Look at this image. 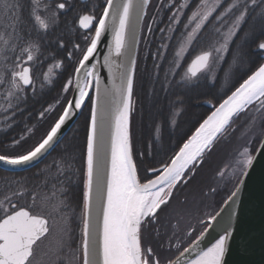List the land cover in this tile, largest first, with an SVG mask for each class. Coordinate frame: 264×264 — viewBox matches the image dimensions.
Instances as JSON below:
<instances>
[{
	"label": "snow or ice",
	"instance_id": "snow-or-ice-1",
	"mask_svg": "<svg viewBox=\"0 0 264 264\" xmlns=\"http://www.w3.org/2000/svg\"><path fill=\"white\" fill-rule=\"evenodd\" d=\"M150 4L151 0H104L98 15L95 9L80 14L78 28L86 30L84 46L74 42L69 49L63 38H57L55 48L65 50V56L57 58L56 51H51L52 62L47 70L34 77L32 64L44 62L40 59L42 38L58 25L61 14L74 8L72 0H30L27 20L24 0H0V88L3 89L0 99L4 101L0 111L11 113L5 116L6 120L11 121L22 111L20 106L27 102L29 92L36 95L38 90L54 86V70L64 69L65 60L73 61L80 53L61 89L62 94L74 93L73 98L67 100L54 122L34 144L17 154H0V163L24 166L38 161L55 149L63 126L84 108L86 101L90 105L79 170L82 229L78 241L72 237L67 215L69 189L65 185L72 182L68 175L73 168L71 158L61 156L45 166L48 175L44 183L51 182V189L41 207L50 204L52 211L59 213L64 221L54 246L44 253L46 264H72L77 257L78 264H227L241 193L250 171L264 155V126L258 133L256 130L257 114L264 123V62L254 70L249 67L246 78L216 104L211 99L206 101L214 110L168 160L161 161L158 167L151 160L155 145L162 141L169 128L176 126L184 111L187 94L198 87L200 81L207 83L209 88H214L221 78L230 82L235 71L250 64L245 50L249 44L254 46L255 52L264 53V0H197L183 20L181 16L190 6L188 0L179 5L176 0H170L168 5H162L171 12L168 17L171 23L159 31L179 32L180 39L170 60L164 55L169 47L166 43L152 54L154 60L166 61L168 65L167 68L162 63L153 65L152 91L156 94V85H159V93L166 99L169 95L174 99L169 102L167 115L154 123L150 144L139 153L146 173L141 182L130 124L135 110V50ZM155 22L153 16L152 22L146 25L149 34L153 33ZM106 34L111 36V42L101 65L96 60V53ZM206 34L212 37L206 48L188 59L192 46ZM260 59L264 60V55ZM101 66L107 67L109 73V84L103 87L99 75ZM60 102L58 98L55 104L45 107L39 112L38 119L44 120L55 112ZM244 118L247 123L242 134L248 137L247 143L237 151L234 163L217 173L226 187L230 185L227 198L218 211L198 221L203 231L181 251L178 229L187 213H177L176 224L169 222L173 229L171 235L167 229L161 232L165 226L160 224V213L169 206L179 186L189 183L205 154L210 153L218 141L236 133V120ZM26 131L32 133L34 128L29 127ZM23 142H26V136L20 135L12 140V145L23 147ZM253 143L258 145L255 150L251 147ZM215 192V188L210 189V193ZM12 195H23V190ZM31 196L35 205L37 193L33 192ZM51 231L47 216L34 213L31 208H18L9 196H5L0 200V264H33L37 250ZM193 231L186 232L185 236L191 238ZM152 232L161 249L166 240L169 252L175 248L179 255L162 258L152 246L145 247L144 234ZM209 232L216 233L215 241L210 247L202 248L203 239Z\"/></svg>",
	"mask_w": 264,
	"mask_h": 264
},
{
	"label": "trees",
	"instance_id": "trees-1",
	"mask_svg": "<svg viewBox=\"0 0 264 264\" xmlns=\"http://www.w3.org/2000/svg\"><path fill=\"white\" fill-rule=\"evenodd\" d=\"M161 1V2H160ZM170 0H151V4L147 9V13L150 12L148 16V20L152 17H156V22L152 24L153 29L155 30L153 38L150 37L144 43V46L141 50H139L138 58H137V66H136V75H135V84H134V97L135 98V110L131 116V142L133 146V154L134 159H136L138 164L139 176L141 178V182H144L146 178V173L144 172L145 165L141 163L139 153L144 152L146 150V146L150 144L152 136H153V125L156 122H159L162 116L167 115L169 111V102L174 99V96L169 95L166 99L163 93H159V85H156L157 93L153 94V76L152 73L154 71L153 65L155 63H162L164 68H167L166 61H157L152 58V54L156 53L157 49L160 48L161 44H168L169 47L167 51L164 53L167 59H171L173 51L178 47L179 37H177L179 32L176 33H161L159 28H166L169 23L168 17L171 15L167 6ZM184 2V0H176V4ZM190 6L184 10V16L181 19H185L188 14L192 11V8L195 7L197 0H188ZM155 3V4H154ZM159 4V6L153 10L154 6ZM172 11H176V8H172ZM157 23V24H156ZM173 27L179 28L178 25H173ZM153 33H151L152 35ZM171 37V39H169ZM210 34H206L201 41L195 43L192 46V49L188 52V59L194 57L201 48H206L207 42L211 39ZM150 43L149 50H147V46ZM245 50L248 53L250 64L241 68L238 71H235L233 79L230 82H225L222 78L217 81L216 86L214 88H209L208 84L203 80L199 82V86L194 88L190 93L187 94L184 111L182 115L178 118L177 124L174 128H169L164 136L162 141L158 142L153 149V158L151 162L159 166L161 161L168 160L175 151L178 150L179 146L195 131V128L198 127L199 123L202 122L204 118L207 117L211 113V109L202 106V102L207 100H212L214 104H216L225 94H230V90H234L235 86H238L240 82H242L243 78H246L247 70L250 67L251 70H254L259 63L264 62V60L260 59V54L254 51V46L249 44L246 46ZM163 51V49H161ZM80 53L78 55V58ZM77 58V59H78ZM71 70L69 75L72 72V69L75 67V64H71ZM163 73L161 72V78ZM67 78H64L62 82V86L65 83ZM71 92L63 93L62 101L58 106H56V111L54 112V116H47L44 120H47L46 123L41 122L38 125L33 126V124H28V127L34 128L32 133H28L26 131V142H23V147H15L11 149L12 142L9 139H6L9 136L16 135L15 132L12 131H1L0 133V154H17L22 152L24 149L28 148L32 144H34L49 128V126L54 122L57 113H59L64 104L70 97ZM57 100L56 95L51 96V94L43 93L28 96L27 102L21 105H29L31 111V118L27 119V121H36L37 114L44 110L46 106L49 104H55ZM0 104L3 102L0 101ZM21 107V106H20ZM90 105L87 102L83 111L81 112L78 120L72 127V129L68 132V134L63 138V140L56 146V148L38 165L35 167L28 169L23 172L11 173L0 170V200H3L5 196H9L13 203H16L17 207H25L31 208L34 213H39L47 216L49 219L50 226H53V223L56 221H63L59 213L53 212L51 205H47L41 207L44 202V198L48 195L51 189V182L45 185L44 181L47 178V172L45 170V166L52 163L54 159L59 160L61 156L65 158H71V163L73 165L72 172L68 173L71 175L72 182L66 184L65 186L69 189L67 193V203L70 205V209L67 211V215L69 216V227L72 234L73 239L77 240L80 237L81 229H82V183H81V165H82V157L81 152L84 147L85 140V132H86V116L88 115ZM28 109V113L29 108ZM11 113H0V121H5V116H9ZM13 120H19V113H16L15 117L8 121L9 124L13 122ZM40 120V121H44ZM39 121V122H40ZM31 125V126H29ZM235 125L237 126V132L231 135L227 139H221L215 145L213 150L210 153H206L203 162L196 168L195 174L191 176L189 183L186 186H179V190L174 192V198L171 200L169 206H177L183 205L185 201L189 198V195L193 193L194 189H199L204 186L205 183L211 182V174L212 170L216 163H219L220 158H214V150L220 151L226 155L230 153L228 151L230 143L232 140L239 136L240 126L239 119L236 120ZM4 128L6 130H11L10 127L7 126ZM12 126V125H11ZM264 126V123H262ZM245 130V125L243 126ZM252 149L255 150L257 147V143H253L251 145ZM220 148V149H219ZM42 170H45L42 172ZM214 178H218L217 174L214 175ZM215 181L213 185L216 184ZM23 190V195L13 196L12 193L20 192ZM209 190V189H208ZM223 190V189H222ZM33 192L37 193V200L35 205H33V200L31 194ZM228 189L218 193L216 195V200L218 202L216 208H214V212L219 208L222 202L227 198ZM177 203V204H176ZM169 206L167 208H169ZM166 208V209H167ZM165 209V210H166ZM166 212V211H165ZM165 212L160 213V224L165 227L161 228V232L163 233L165 229H167L168 234L171 235L172 228L170 227V223L168 221L169 216ZM64 222V221H63ZM170 222V223H169ZM173 225V224H172ZM203 230V226L201 224L197 225V229L193 231L191 238L185 236L186 231H179L178 235L180 240L182 241L180 250H182L185 246H187L201 231ZM48 242L47 239L45 240ZM45 243V247H46ZM175 243V241H173ZM143 244L145 247L152 246L155 248L162 258L168 257L171 255L172 257L176 256L179 252L176 251L175 248L169 252L167 248V242L165 240V246L163 249L159 247L158 238L155 236V233L151 234L145 233ZM78 246V244H77ZM41 255V254H40ZM37 250V257L40 256ZM47 257L43 258L44 264H46ZM72 264H78V259L74 260Z\"/></svg>",
	"mask_w": 264,
	"mask_h": 264
},
{
	"label": "water",
	"instance_id": "water-1",
	"mask_svg": "<svg viewBox=\"0 0 264 264\" xmlns=\"http://www.w3.org/2000/svg\"><path fill=\"white\" fill-rule=\"evenodd\" d=\"M140 37L135 50L136 60ZM110 42L111 36L106 34L102 37V40L98 45L96 60H99L101 65H103L104 56L108 54ZM113 59L118 60L119 58L113 57ZM92 62H95V60ZM99 75L102 79V87L103 85L109 84V73L107 67L101 66L99 68ZM91 94L94 95L95 93L92 92ZM74 95L75 94L71 92L68 100L72 99ZM204 105L210 107L208 103H204ZM83 109L78 111L77 114L68 123H66L65 126H63L61 133L59 134V143L74 126ZM52 151L41 157L38 161H34L29 165L8 166L0 163V170L11 173L26 171L38 165ZM233 228L234 236L231 242V251L226 258L227 264H264V155H261L258 158L254 168L250 171V174L247 177L244 190L241 193L239 216L234 220ZM199 235L197 237H199ZM215 238L216 233L209 232L205 235L201 247H210L211 244L214 243ZM190 244L186 247L190 246Z\"/></svg>",
	"mask_w": 264,
	"mask_h": 264
},
{
	"label": "flooded vegetation",
	"instance_id": "flooded-vegetation-1",
	"mask_svg": "<svg viewBox=\"0 0 264 264\" xmlns=\"http://www.w3.org/2000/svg\"><path fill=\"white\" fill-rule=\"evenodd\" d=\"M155 1V0H154ZM161 2V1H160ZM72 3L74 5V8L66 13L61 14L60 17V21L58 23L57 26H55L48 34L47 36H44L42 38V55L40 57V59L42 61H44L42 64L41 63H33L32 64V70H33V75L34 77L37 75H40L42 72L47 70L48 65L52 62L51 58L49 57V53L53 50L56 51V56L57 58H63L66 54L65 50H59L55 48V44L54 41L57 38H63L65 40V42L68 44L69 49L71 48V44L74 42H79L81 43L82 47L84 46V41H83V35L85 34L86 30H80L78 28V16L80 14H83L86 11H90L92 9H95V13L98 15L99 12L101 11V6L104 3V0H72ZM155 4V3H154ZM159 6V4H157L156 6H154L153 10H155L157 7ZM29 8H30V0H24V16L25 19H28V14H29ZM150 12L148 13L147 16H145L144 22H143V31L141 34V39H140V48L142 50L144 43L147 41V39L151 36V38H153L154 36V32L153 34H149L147 32V28L146 25L151 23V19L148 20V16L150 15ZM157 24V23H156ZM35 35V33H34ZM177 37L180 38V34L177 35ZM150 38V39H151ZM152 40V39H151ZM149 45V44H148ZM149 48L147 47L148 51ZM79 53L76 54V56L74 57L73 61H68L65 60V67L64 69L61 70H54V72L56 73V79L54 82V86L51 87H45L43 91H39L37 92V94H43V93H48L51 94V96L56 95L57 99L59 98L60 101H62V80L64 78H67L69 76L70 70H71V64H75V60L78 58ZM0 71H2V68H0ZM37 88L39 89V81L37 82ZM3 89L0 88V92H2ZM32 93L29 92L28 96H31ZM1 102H3L2 99H0ZM206 101L202 102V106H205L204 103ZM214 104V103H213ZM47 107V106H46ZM30 111V106L29 105H21V109L22 111L17 112L19 113V120H13V122L11 123V130H6L4 127L7 128V126L9 125V122H7V120L5 121H0V133L1 131H3L2 133H4L5 131H12L15 132L16 135H12L7 137L6 139H9L10 142H12L13 139L18 138L20 135H24L26 133V129L28 127V124H33L34 127H36L35 125L40 124L41 122L46 123L47 120L44 121H40L38 119V114H37V119L36 121H27V119L31 118V111L28 113V109ZM54 112L51 113L49 116H54ZM245 119V118H244ZM243 120V119H241ZM40 121V122H39ZM2 125H6L3 126V130L1 129ZM31 126V125H29ZM26 135V134H25Z\"/></svg>",
	"mask_w": 264,
	"mask_h": 264
},
{
	"label": "rangeland",
	"instance_id": "rangeland-1",
	"mask_svg": "<svg viewBox=\"0 0 264 264\" xmlns=\"http://www.w3.org/2000/svg\"><path fill=\"white\" fill-rule=\"evenodd\" d=\"M182 18H183V16H182ZM147 47L148 48L150 47V43ZM259 54L261 56L262 53H259ZM3 103H4V101H3ZM0 113H4V112L0 111ZM259 118H257V120H256L257 133H258L259 128L262 126V120H261V118L260 119ZM244 122H247V120L246 119H243V120L239 119L240 125ZM242 133H240L239 136L237 138H235L234 140H232V142L230 143L231 145L228 148V151L230 153H228V155L227 154L225 155L222 152L223 148H221V152L215 151L214 158H217L220 155L219 156L220 161H219V163L215 164V166L212 170L211 182L205 183L204 186L199 188V189L198 188L194 189L193 193H191L189 195V198L185 201V203L183 205H177V206H173V207L169 206V208H167L165 210L166 212L164 211L165 214L167 213V215L169 216L168 221L172 222L173 225L176 224V220L174 219V217L177 213H187L185 215L183 221H181V223L179 225L178 232L180 230L181 231L183 230L186 232L192 231V230L195 231V229H197V225L199 224L198 221L200 219H206L208 214L214 213V208H216V206L218 204V202L216 200V198H217L216 195L218 193H221L222 191L228 189V187H230V185L228 187H226L225 184L219 178L215 179L214 175L217 174L226 165H231L234 163V157L236 156L237 151L239 149H241L242 146H244L247 143L248 137L243 135ZM257 139H259L258 135H257ZM11 147H12L11 149L14 148L13 145ZM215 181L217 182L216 184H218V182H220V184L219 185H213ZM213 188L216 189L215 194L210 193V189H213ZM63 227H64L63 221H56L53 223V226L51 227V229H52L51 234L47 238L48 242L46 243V241H44L40 245L38 252H39V255L40 254L41 255L38 257L36 256V259L34 260L33 264H44V262H43V258L45 257L44 253L48 252L49 248L54 246L55 241L58 238L60 231ZM45 243H46V247H45ZM77 259H78V257H77Z\"/></svg>",
	"mask_w": 264,
	"mask_h": 264
},
{
	"label": "bare ground",
	"instance_id": "bare-ground-1",
	"mask_svg": "<svg viewBox=\"0 0 264 264\" xmlns=\"http://www.w3.org/2000/svg\"><path fill=\"white\" fill-rule=\"evenodd\" d=\"M245 119H246V118H245ZM246 120H247V119H246ZM246 123H247V122H244V123H242L241 125L239 124V126H240L239 128H240V132H241V133L245 131V130L243 129V126L246 125ZM239 134H240V133H239ZM215 151H216V150H214V152H215Z\"/></svg>",
	"mask_w": 264,
	"mask_h": 264
}]
</instances>
